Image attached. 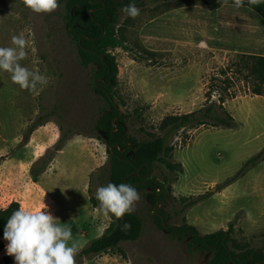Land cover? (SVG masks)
Returning <instances> with one entry per match:
<instances>
[{
    "label": "rangeland",
    "instance_id": "obj_1",
    "mask_svg": "<svg viewBox=\"0 0 264 264\" xmlns=\"http://www.w3.org/2000/svg\"><path fill=\"white\" fill-rule=\"evenodd\" d=\"M66 2L58 0L50 14H36L21 0H0V47H14L11 37L24 32L27 58L21 65L48 78L30 92L0 70V208L18 201L36 210L45 203L57 223L72 229L76 264H213V252L168 231L185 222L202 235L232 226L227 245L233 253L264 255V158L246 166L264 150V96L252 95V80L235 72L228 74L233 84L223 93L234 126L173 131L167 142L172 151L164 159L175 171L158 161L151 166L150 177L164 188L157 204L148 197L154 190H137L133 213L143 222L141 237L109 252L82 254L115 218L95 199L99 186L112 183L113 158L96 137L97 121L111 107L96 89L98 65L81 54L68 27ZM129 3L140 9L135 19L122 11ZM115 7L110 28L120 46L108 51L119 74L111 94L126 135L137 145L162 136L160 123L170 114L210 107L223 117L224 85L206 99L211 78L242 54L264 48V2L244 0L236 8L233 0H118ZM217 31L238 50L196 41L212 40ZM77 136L59 156L57 170L42 178L59 140L67 145ZM158 215L166 217L165 229ZM5 258L0 253V264H15Z\"/></svg>",
    "mask_w": 264,
    "mask_h": 264
},
{
    "label": "trees",
    "instance_id": "obj_2",
    "mask_svg": "<svg viewBox=\"0 0 264 264\" xmlns=\"http://www.w3.org/2000/svg\"><path fill=\"white\" fill-rule=\"evenodd\" d=\"M116 1L118 0H67L66 5L69 10L68 27L78 42L81 54L98 65L99 82L96 89L103 93L111 107L110 111L97 121L96 130L98 135L96 137L98 140L104 141L107 153L113 158L112 183L116 185L130 184L136 190L141 188L152 189L155 194H149L148 197L153 198L152 200L157 204L159 192L164 188L157 180L150 177L152 164L158 161L166 164L171 171L176 169L175 165L164 159L172 151V147L167 144L168 136L175 130L187 127L232 128L235 124V118L224 107L225 98L223 97V93L227 92L233 84L232 78L228 77V74L235 72L234 74L237 76L252 80L253 89L251 94L264 96V51L242 54L235 63L221 69L218 75L211 78L209 88L205 94L206 99L207 101L210 100L214 92L222 89L219 85H224L219 97V107L224 115L223 117L215 115L210 107L200 112L170 114L164 117L160 123L162 136L137 145L131 137L126 135L121 112L111 94L112 89L118 82L119 74L118 63L108 51L110 47L120 46V43L111 34L110 28L115 14ZM91 10L93 14H90ZM215 34L217 36L212 40L198 37L196 41L199 43L205 41L208 46L214 48L238 50V48L222 42L218 36V31ZM222 77L224 79H221ZM32 132L33 130L30 131V133ZM64 141V138L59 140L55 146V152L63 149L65 146ZM50 158L52 160L54 157L51 156ZM261 158H264V150L257 157L250 160L246 166ZM178 166L182 168L181 163ZM221 188V186H218L217 190ZM20 206V202L13 201L8 207L0 208V253L4 250V225L11 214ZM156 219L159 227L165 229L167 226L166 217L158 215ZM125 223L131 225L130 230H123ZM168 231L173 232L179 239L186 238L195 245L213 252L215 254L213 264H264V255L256 253L253 257L247 253L235 254L228 248L227 244L232 226L227 231L220 230L202 235L194 226L185 222L182 226L170 227ZM142 232L143 222L137 214L133 212L125 214L122 219L115 217L105 233L93 240L82 251V254L88 256L109 252L116 249L123 242L138 240ZM5 261L10 263L11 259L6 257Z\"/></svg>",
    "mask_w": 264,
    "mask_h": 264
},
{
    "label": "clouds",
    "instance_id": "obj_3",
    "mask_svg": "<svg viewBox=\"0 0 264 264\" xmlns=\"http://www.w3.org/2000/svg\"><path fill=\"white\" fill-rule=\"evenodd\" d=\"M264 0H248L250 5H259ZM23 5L33 13H52L59 7L58 0H21ZM224 4L228 0H223ZM236 8L243 7L244 0H233ZM122 11L135 19L140 9L135 3H129ZM14 47H0V70L11 74V81L22 90L36 92L38 85H46L48 78L38 69L29 70L20 61L27 58L28 41L25 33L11 37ZM95 199L99 209L105 214H112L122 219L131 214L134 205L140 200L136 188L130 184L108 183L95 190ZM43 203L36 210L20 206L7 219L3 229V239L7 241L6 254L14 257L15 264H76L78 245L73 242L72 229L56 222L52 213ZM131 225L125 223L123 230H130ZM72 242V243H70Z\"/></svg>",
    "mask_w": 264,
    "mask_h": 264
},
{
    "label": "crops",
    "instance_id": "obj_4",
    "mask_svg": "<svg viewBox=\"0 0 264 264\" xmlns=\"http://www.w3.org/2000/svg\"><path fill=\"white\" fill-rule=\"evenodd\" d=\"M263 51H264V49H263ZM79 140H80V139H79V137L77 136L76 138L71 139V140L68 142L67 145H66L67 142L65 143V146L63 147V149H62L61 151L57 152L56 155H55V157L51 160V162H50V164H49L47 170H45V172L43 173L42 178H45V177L49 174V172H53V173H54V168H56V170H57V167H58V158H59V156L63 155V152H65L66 149H67V147L70 146V143H72V142H74V141H79ZM47 143H48V141H46L44 145L46 146Z\"/></svg>",
    "mask_w": 264,
    "mask_h": 264
},
{
    "label": "built area",
    "instance_id": "obj_5",
    "mask_svg": "<svg viewBox=\"0 0 264 264\" xmlns=\"http://www.w3.org/2000/svg\"><path fill=\"white\" fill-rule=\"evenodd\" d=\"M6 244H7V241L4 240V250H3L1 253L4 252V256H5V257H9V258L12 259V261H13V260H14V257L8 256V255L6 254V250H5V246H6ZM14 262H15V261H14Z\"/></svg>",
    "mask_w": 264,
    "mask_h": 264
}]
</instances>
